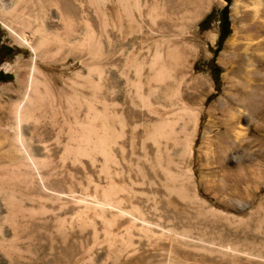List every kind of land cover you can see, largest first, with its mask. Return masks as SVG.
I'll return each instance as SVG.
<instances>
[{
    "label": "rangeland",
    "instance_id": "obj_1",
    "mask_svg": "<svg viewBox=\"0 0 264 264\" xmlns=\"http://www.w3.org/2000/svg\"><path fill=\"white\" fill-rule=\"evenodd\" d=\"M226 7L0 0V264H264V0Z\"/></svg>",
    "mask_w": 264,
    "mask_h": 264
},
{
    "label": "trees",
    "instance_id": "obj_2",
    "mask_svg": "<svg viewBox=\"0 0 264 264\" xmlns=\"http://www.w3.org/2000/svg\"><path fill=\"white\" fill-rule=\"evenodd\" d=\"M227 2V7L223 10L222 12V26H221V37L219 39V43L220 45L226 40V38L229 36V29H228V19H227V15H228V11H229V5L231 4V0H225ZM215 17V12H213L212 14H210L206 19L203 20L204 23L207 22V20H209L210 18H214ZM3 74L0 73V81L1 82H8L10 81V79H7L6 77L2 78Z\"/></svg>",
    "mask_w": 264,
    "mask_h": 264
},
{
    "label": "bare ground",
    "instance_id": "obj_3",
    "mask_svg": "<svg viewBox=\"0 0 264 264\" xmlns=\"http://www.w3.org/2000/svg\"><path fill=\"white\" fill-rule=\"evenodd\" d=\"M50 4L52 5V2H50ZM42 6V5H41ZM45 6V5H44ZM3 8H5L6 7V4H3V6H2ZM25 10H28L29 11V13L30 12H32V9H33V7H32V5L30 6L29 4H27L26 3V5H24V6H22ZM46 7V6H45ZM35 8V7H34ZM38 8H40V7H38ZM42 8H44V7H42ZM48 8V7H47ZM7 9V8H6ZM35 10V9H34ZM33 10V11H34ZM41 11V10H40ZM15 13H16V10H15ZM34 13V12H33ZM24 14V13H23ZM31 14V13H30ZM33 17V16H32ZM14 19V18H13ZM30 19V18H29ZM31 21V20H30ZM25 24V23H24ZM24 149H25V152H26V154L28 155V157H29V161H32L33 162V160H34V158H33V155H32V153L29 151V149L27 148V147H24ZM34 163V162H33Z\"/></svg>",
    "mask_w": 264,
    "mask_h": 264
},
{
    "label": "crops",
    "instance_id": "obj_4",
    "mask_svg": "<svg viewBox=\"0 0 264 264\" xmlns=\"http://www.w3.org/2000/svg\"><path fill=\"white\" fill-rule=\"evenodd\" d=\"M18 103V102H17Z\"/></svg>",
    "mask_w": 264,
    "mask_h": 264
}]
</instances>
